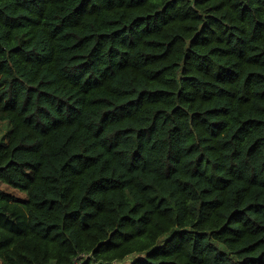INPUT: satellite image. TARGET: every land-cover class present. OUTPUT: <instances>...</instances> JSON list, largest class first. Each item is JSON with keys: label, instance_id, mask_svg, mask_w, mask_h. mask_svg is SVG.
Wrapping results in <instances>:
<instances>
[{"label": "trees", "instance_id": "16d2710c", "mask_svg": "<svg viewBox=\"0 0 264 264\" xmlns=\"http://www.w3.org/2000/svg\"><path fill=\"white\" fill-rule=\"evenodd\" d=\"M4 121L1 264H264V0H0Z\"/></svg>", "mask_w": 264, "mask_h": 264}, {"label": "rangeland", "instance_id": "374dc122", "mask_svg": "<svg viewBox=\"0 0 264 264\" xmlns=\"http://www.w3.org/2000/svg\"><path fill=\"white\" fill-rule=\"evenodd\" d=\"M9 133H10V126L8 124L7 121L1 122L0 123V144H6L8 137H9ZM0 189H2L3 191L10 193L12 195H14L15 197L22 199L24 198V195L20 192H18L15 189H12L2 183H0ZM134 257H130L129 259L126 258L125 259V263H129L133 260ZM1 264V262H0Z\"/></svg>", "mask_w": 264, "mask_h": 264}, {"label": "built area", "instance_id": "2783aa9c", "mask_svg": "<svg viewBox=\"0 0 264 264\" xmlns=\"http://www.w3.org/2000/svg\"><path fill=\"white\" fill-rule=\"evenodd\" d=\"M74 264H78V263L74 262Z\"/></svg>", "mask_w": 264, "mask_h": 264}]
</instances>
